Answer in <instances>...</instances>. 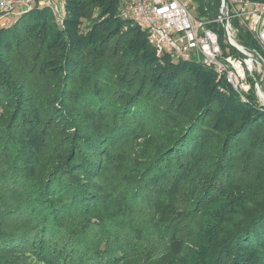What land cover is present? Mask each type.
<instances>
[{
  "label": "trees",
  "instance_id": "trees-1",
  "mask_svg": "<svg viewBox=\"0 0 264 264\" xmlns=\"http://www.w3.org/2000/svg\"><path fill=\"white\" fill-rule=\"evenodd\" d=\"M65 9L0 21V264H264V105L118 0Z\"/></svg>",
  "mask_w": 264,
  "mask_h": 264
},
{
  "label": "built area",
  "instance_id": "built-area-1",
  "mask_svg": "<svg viewBox=\"0 0 264 264\" xmlns=\"http://www.w3.org/2000/svg\"><path fill=\"white\" fill-rule=\"evenodd\" d=\"M208 1L118 0V9L123 18L145 31L157 55L200 63L212 69L217 79L223 78L242 101L252 94L264 105V1L219 0L215 13ZM34 5L46 6L56 23H62L65 0H0V21L10 24L14 16ZM247 14L254 18L243 19ZM240 18L239 24L261 52L239 41L233 21Z\"/></svg>",
  "mask_w": 264,
  "mask_h": 264
},
{
  "label": "rangeland",
  "instance_id": "rangeland-1",
  "mask_svg": "<svg viewBox=\"0 0 264 264\" xmlns=\"http://www.w3.org/2000/svg\"><path fill=\"white\" fill-rule=\"evenodd\" d=\"M196 3V2H195ZM66 10V9H65ZM51 12V11H50ZM65 13H66V11H65ZM52 14V13H51ZM54 18V17H53ZM254 18V14H247V15H244L243 16V19H245V20H251V19H253ZM55 20V19H54ZM240 21H241V18L240 19H238V22L240 23ZM236 22V20H234L233 21V23H235ZM220 35H221V39L223 38V35L220 33Z\"/></svg>",
  "mask_w": 264,
  "mask_h": 264
},
{
  "label": "water",
  "instance_id": "water-1",
  "mask_svg": "<svg viewBox=\"0 0 264 264\" xmlns=\"http://www.w3.org/2000/svg\"><path fill=\"white\" fill-rule=\"evenodd\" d=\"M225 1V0H224ZM233 48H235L234 46H232ZM236 49V48H235ZM237 50V49H236ZM238 51V50H237ZM241 55L245 56L243 53H241L240 51H238Z\"/></svg>",
  "mask_w": 264,
  "mask_h": 264
}]
</instances>
